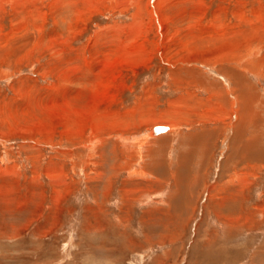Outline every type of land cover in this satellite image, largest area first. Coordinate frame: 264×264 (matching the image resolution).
Wrapping results in <instances>:
<instances>
[{"label": "rangeland", "instance_id": "rangeland-1", "mask_svg": "<svg viewBox=\"0 0 264 264\" xmlns=\"http://www.w3.org/2000/svg\"><path fill=\"white\" fill-rule=\"evenodd\" d=\"M0 264H264V0H0Z\"/></svg>", "mask_w": 264, "mask_h": 264}, {"label": "bare ground", "instance_id": "bare-ground-1", "mask_svg": "<svg viewBox=\"0 0 264 264\" xmlns=\"http://www.w3.org/2000/svg\"><path fill=\"white\" fill-rule=\"evenodd\" d=\"M156 127H161V129H156ZM169 130V127L167 126H155L154 128H152L151 130V135L156 134L157 132H167Z\"/></svg>", "mask_w": 264, "mask_h": 264}, {"label": "water", "instance_id": "water-1", "mask_svg": "<svg viewBox=\"0 0 264 264\" xmlns=\"http://www.w3.org/2000/svg\"><path fill=\"white\" fill-rule=\"evenodd\" d=\"M156 129H161V127H156Z\"/></svg>", "mask_w": 264, "mask_h": 264}]
</instances>
